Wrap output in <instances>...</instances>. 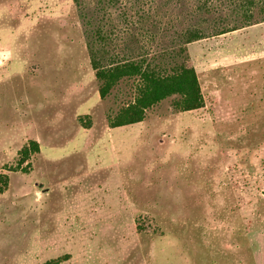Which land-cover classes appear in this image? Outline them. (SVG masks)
Returning <instances> with one entry per match:
<instances>
[{"label": "rangeland", "instance_id": "374dc122", "mask_svg": "<svg viewBox=\"0 0 264 264\" xmlns=\"http://www.w3.org/2000/svg\"><path fill=\"white\" fill-rule=\"evenodd\" d=\"M92 53L189 57L205 106L110 129ZM0 174V264H264V0H0Z\"/></svg>", "mask_w": 264, "mask_h": 264}, {"label": "trees", "instance_id": "16d2710c", "mask_svg": "<svg viewBox=\"0 0 264 264\" xmlns=\"http://www.w3.org/2000/svg\"><path fill=\"white\" fill-rule=\"evenodd\" d=\"M79 3L80 0H74ZM226 32L222 33L225 34ZM185 45L205 38L202 31L194 29L185 35ZM186 52V47L183 49ZM187 57V56H186ZM91 66L100 83L99 94L105 100L111 91L124 80H134V101L110 117V129L141 123L146 118L147 110L167 99H174V106L180 112H191L204 108L205 100L200 81L189 57L169 67L166 64L147 62L146 60H125L104 63L92 53ZM89 118V117H88ZM85 129H89L85 127ZM40 153V145L30 140L19 151V161L13 171H18L34 154ZM9 186V176L0 174V195ZM63 257L48 261L46 264H59Z\"/></svg>", "mask_w": 264, "mask_h": 264}]
</instances>
